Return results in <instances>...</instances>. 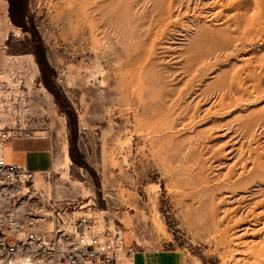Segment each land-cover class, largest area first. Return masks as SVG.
I'll return each mask as SVG.
<instances>
[{
	"label": "rangeland",
	"instance_id": "1",
	"mask_svg": "<svg viewBox=\"0 0 264 264\" xmlns=\"http://www.w3.org/2000/svg\"><path fill=\"white\" fill-rule=\"evenodd\" d=\"M10 59L64 160L42 203L181 264H264V0H0L1 80Z\"/></svg>",
	"mask_w": 264,
	"mask_h": 264
},
{
	"label": "built area",
	"instance_id": "2",
	"mask_svg": "<svg viewBox=\"0 0 264 264\" xmlns=\"http://www.w3.org/2000/svg\"><path fill=\"white\" fill-rule=\"evenodd\" d=\"M5 69L7 80L0 79L1 145L41 140L45 131L34 120V91L28 95L25 87L26 60ZM35 173L0 155V262L22 256L38 264H132L136 247L123 246L121 229L97 230L81 206L75 211L66 203H42L30 187Z\"/></svg>",
	"mask_w": 264,
	"mask_h": 264
},
{
	"label": "crops",
	"instance_id": "3",
	"mask_svg": "<svg viewBox=\"0 0 264 264\" xmlns=\"http://www.w3.org/2000/svg\"><path fill=\"white\" fill-rule=\"evenodd\" d=\"M23 60L10 59L9 63H20ZM30 65L31 63L27 61ZM27 64V65H28ZM41 140H14L0 146V155L7 163L20 164L27 170L36 172L33 177L32 186L41 183L43 174L54 172L61 173L64 169L62 160H58L56 149L51 150L47 142ZM9 155L5 156V151ZM30 164V165H29ZM85 194H80L83 197ZM132 264H181V260L174 252H141L136 251L132 258Z\"/></svg>",
	"mask_w": 264,
	"mask_h": 264
},
{
	"label": "bare ground",
	"instance_id": "4",
	"mask_svg": "<svg viewBox=\"0 0 264 264\" xmlns=\"http://www.w3.org/2000/svg\"><path fill=\"white\" fill-rule=\"evenodd\" d=\"M225 85V84H224ZM226 86V85H225ZM227 86H229V85H227ZM225 89V88H224ZM230 91V90H229ZM219 106V105H218ZM1 144V143H0ZM58 160H59V158H58ZM32 182H33V179L31 180V184H32ZM30 187H32V191H34L33 190V186L31 185ZM30 191V190H29ZM88 205V204H87ZM248 205V204H247ZM85 208V205H82L81 206V209H84ZM87 211V210H86ZM85 211V212H86ZM86 213H88V215L93 219V217L89 214V212H86ZM93 221H94V226H95V228L97 229V230H101V229H103L104 227H108L109 229H114L115 227H118V226H103V227H98L97 226V224L95 223V220L93 219ZM118 229H120L119 227H118ZM122 237H123V234H122ZM136 251H137V249H135V251H134V253H133V255H132V258H133V256H134V254L136 253ZM262 251V250H261ZM261 254V253H260ZM262 256V255H261ZM252 257V256H251ZM260 257V256H259ZM0 264H38L36 261H34V260H30V259H28L27 257H22V256H20V257H15V258H12V259H10L9 261H7V262H0Z\"/></svg>",
	"mask_w": 264,
	"mask_h": 264
}]
</instances>
